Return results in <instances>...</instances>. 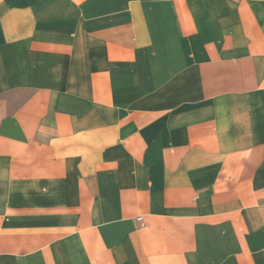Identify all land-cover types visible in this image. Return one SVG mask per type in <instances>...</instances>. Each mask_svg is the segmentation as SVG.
<instances>
[{
  "label": "crops",
  "instance_id": "0c3cea01",
  "mask_svg": "<svg viewBox=\"0 0 264 264\" xmlns=\"http://www.w3.org/2000/svg\"><path fill=\"white\" fill-rule=\"evenodd\" d=\"M0 264H264V0H0Z\"/></svg>",
  "mask_w": 264,
  "mask_h": 264
}]
</instances>
